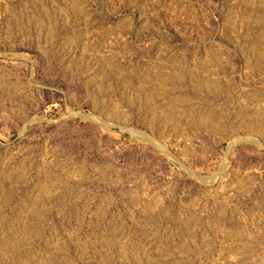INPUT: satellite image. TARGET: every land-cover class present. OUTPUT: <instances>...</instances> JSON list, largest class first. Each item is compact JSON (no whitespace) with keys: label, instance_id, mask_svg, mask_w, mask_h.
Wrapping results in <instances>:
<instances>
[{"label":"rangeland","instance_id":"1","mask_svg":"<svg viewBox=\"0 0 264 264\" xmlns=\"http://www.w3.org/2000/svg\"><path fill=\"white\" fill-rule=\"evenodd\" d=\"M0 264H264V0H0Z\"/></svg>","mask_w":264,"mask_h":264},{"label":"bare ground","instance_id":"2","mask_svg":"<svg viewBox=\"0 0 264 264\" xmlns=\"http://www.w3.org/2000/svg\"><path fill=\"white\" fill-rule=\"evenodd\" d=\"M223 169V168H222Z\"/></svg>","mask_w":264,"mask_h":264}]
</instances>
